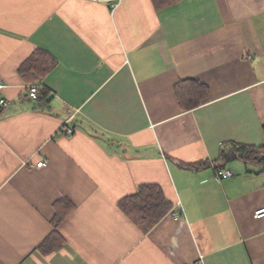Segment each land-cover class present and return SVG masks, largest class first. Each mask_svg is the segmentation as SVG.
Returning <instances> with one entry per match:
<instances>
[{
	"label": "crops",
	"instance_id": "1",
	"mask_svg": "<svg viewBox=\"0 0 264 264\" xmlns=\"http://www.w3.org/2000/svg\"><path fill=\"white\" fill-rule=\"evenodd\" d=\"M0 79V264H264V174L218 162L264 145V0H0ZM142 185L172 204L147 232Z\"/></svg>",
	"mask_w": 264,
	"mask_h": 264
},
{
	"label": "trees",
	"instance_id": "2",
	"mask_svg": "<svg viewBox=\"0 0 264 264\" xmlns=\"http://www.w3.org/2000/svg\"><path fill=\"white\" fill-rule=\"evenodd\" d=\"M156 5L168 3L165 0H152ZM178 102L182 109L197 107L207 96L208 88L197 80H180L174 87ZM38 102L47 105L50 101L49 92L42 88L38 90ZM264 130V125H263ZM239 160L246 167H256L264 174V145L254 146L236 142H225L221 145L218 162L223 166L231 161ZM203 166V164L198 167ZM186 168H198L197 165H187ZM120 209L138 226L147 232L172 207L161 189L153 185H142L137 193L123 198L119 202ZM60 219L55 222L59 225ZM56 231H54V234ZM55 237V236H54Z\"/></svg>",
	"mask_w": 264,
	"mask_h": 264
},
{
	"label": "built area",
	"instance_id": "3",
	"mask_svg": "<svg viewBox=\"0 0 264 264\" xmlns=\"http://www.w3.org/2000/svg\"><path fill=\"white\" fill-rule=\"evenodd\" d=\"M4 88V84L2 82V80L0 79V113L10 105V100L7 99L3 93H2V90ZM28 95L29 97L32 99V100H37L38 99V87L37 86H32L29 88V91H28ZM73 132V129L72 128H69V127H66L64 133L67 135V136H70ZM45 164L44 161H39L36 166L37 167H42L43 165ZM232 174V172L230 170H222L219 172V176L221 178H227L229 177L230 175ZM254 216L256 218H260V217H264V206L261 207V208H258L257 210H255L254 212Z\"/></svg>",
	"mask_w": 264,
	"mask_h": 264
}]
</instances>
